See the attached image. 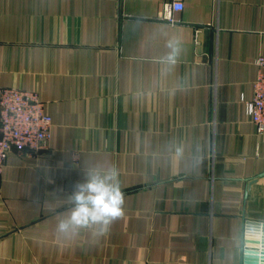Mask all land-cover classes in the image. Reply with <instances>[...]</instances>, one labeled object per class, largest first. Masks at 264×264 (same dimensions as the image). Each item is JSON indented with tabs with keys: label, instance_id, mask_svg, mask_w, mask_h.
Masks as SVG:
<instances>
[{
	"label": "crops",
	"instance_id": "0c3cea01",
	"mask_svg": "<svg viewBox=\"0 0 264 264\" xmlns=\"http://www.w3.org/2000/svg\"><path fill=\"white\" fill-rule=\"evenodd\" d=\"M170 1L0 0V87L35 92L52 121L0 174V264H245L264 224V132L245 108L264 0H181L169 21ZM96 163L118 169L125 215L98 243L60 239Z\"/></svg>",
	"mask_w": 264,
	"mask_h": 264
},
{
	"label": "built area",
	"instance_id": "2783aa9c",
	"mask_svg": "<svg viewBox=\"0 0 264 264\" xmlns=\"http://www.w3.org/2000/svg\"><path fill=\"white\" fill-rule=\"evenodd\" d=\"M183 7L181 0L165 5V18ZM257 76L253 83V97L245 102L246 113L258 132H264V55L255 59ZM52 121L44 110V103L33 91L0 87V174L7 155L15 149L19 153L37 152L47 147ZM251 230L246 228V232ZM247 242V240H246ZM248 243V242H247ZM249 244V243H248ZM247 248V247H246Z\"/></svg>",
	"mask_w": 264,
	"mask_h": 264
},
{
	"label": "clouds",
	"instance_id": "9594fccd",
	"mask_svg": "<svg viewBox=\"0 0 264 264\" xmlns=\"http://www.w3.org/2000/svg\"><path fill=\"white\" fill-rule=\"evenodd\" d=\"M167 53L160 63L171 68L181 52L178 38L169 39ZM183 150L177 149L182 155ZM125 194L120 187L119 171L115 165L96 163L87 167L83 177L74 183L68 196L71 207L56 224L58 238L70 241L82 231H89L93 243L109 234L111 225L125 215Z\"/></svg>",
	"mask_w": 264,
	"mask_h": 264
},
{
	"label": "water",
	"instance_id": "95a60500",
	"mask_svg": "<svg viewBox=\"0 0 264 264\" xmlns=\"http://www.w3.org/2000/svg\"><path fill=\"white\" fill-rule=\"evenodd\" d=\"M249 247L244 250L245 264H264V224L258 230L246 232Z\"/></svg>",
	"mask_w": 264,
	"mask_h": 264
}]
</instances>
